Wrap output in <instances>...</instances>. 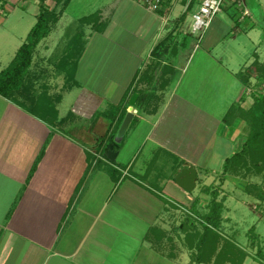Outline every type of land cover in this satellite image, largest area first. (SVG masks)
<instances>
[{"label": "crops", "instance_id": "1", "mask_svg": "<svg viewBox=\"0 0 264 264\" xmlns=\"http://www.w3.org/2000/svg\"><path fill=\"white\" fill-rule=\"evenodd\" d=\"M76 1V12L60 25ZM41 2L4 0L0 27L15 12L32 19L29 27L36 24ZM65 2L45 0L62 12L30 66L35 89L39 81L61 82L64 92H53L52 85L51 93L34 92L54 99L56 119L0 94V264H186L183 253L166 243L187 226L180 212L193 224L185 211L204 196L201 182L223 172L238 151L244 126L239 110L253 102L239 75L255 55L261 58V45L238 59L233 42L241 35L253 41L264 5L258 11L250 2L252 16L243 21L227 5L225 19H215L197 45L184 27L191 21L185 0L167 24L164 12L149 11L143 0ZM82 21V28L71 25ZM219 27L220 36L210 41ZM69 30L68 48L55 55ZM45 61L55 72L46 71ZM128 113L130 123L115 146L110 136L116 142ZM111 145L118 153L114 161L106 154ZM188 166L199 170L193 191L176 181Z\"/></svg>", "mask_w": 264, "mask_h": 264}, {"label": "rangeland", "instance_id": "2", "mask_svg": "<svg viewBox=\"0 0 264 264\" xmlns=\"http://www.w3.org/2000/svg\"><path fill=\"white\" fill-rule=\"evenodd\" d=\"M198 2L199 0H193L189 7L187 15L191 16V21L189 20L185 23V28L190 27L191 29L192 14L198 9ZM247 2L249 5L252 2L253 5L251 6L258 11L261 10L259 5H264V0H247ZM3 3L4 0H0V7H2ZM76 3L77 1L68 6V13L62 18L60 25L71 19L68 14L71 11L73 14L76 12ZM179 9L180 7L177 8V10ZM21 10L20 7L16 9V11ZM4 12L6 14L11 13L7 10ZM15 13L10 18L11 23L5 25L6 28L0 27V71L6 69L11 62L13 54H17V47H13V45L19 40V36H24L22 41L24 43L35 25L33 23L29 27L32 19L22 17L20 15L22 12L20 14ZM221 19H225L224 9L216 17L217 21ZM229 20L232 22L230 18ZM260 23H262V28L259 27L251 33L253 43L250 40H246L245 35H241L239 40L233 42L238 59H241L243 50L249 53L254 51L259 44L261 45V58L259 55H255L256 59L252 60L253 62L246 69V73L253 79L248 83L251 88L249 94L252 95L253 102L246 109L240 106V109L245 110L244 112L239 110L244 123L243 134L239 137L237 147V152L242 150L240 158L236 162H232L228 169L225 170L224 168L223 172L216 177L207 180L208 182L205 183L201 180V192L204 196L199 194L196 197L193 202V211H185L186 215L193 219V224L188 225L184 222L185 214L180 212L179 219H184L182 222L183 225L184 223L185 226L187 225L184 229L186 232L184 233V226H182V233H177L178 238L176 237L181 242L175 240L174 243H166L168 249L174 251L179 249L178 254H180L179 252L183 253V262L186 264H264V131L253 138V134L258 130L260 124L255 122L250 115L252 113L255 116H261V112L264 110L262 109L264 105L262 102L257 104L258 99L261 101L264 98V80L261 79V76L263 77L264 75L261 70L264 63V17L260 18ZM84 24L82 21L81 25L78 22L71 25L73 28H82V26H85ZM221 31L219 27L212 34L210 32V41L216 39L217 36L219 37ZM56 32L53 37H57L60 30H56ZM69 36L70 30L64 37V43H59L55 55L59 56L63 49L68 48ZM193 38H195V42L198 41L197 35L193 34ZM48 41H51V39ZM48 43L50 48L54 44ZM22 44H20V47ZM58 56L53 58L57 57L58 59ZM44 64V68L48 69L46 71L49 74L55 72L56 69L53 65H47V61ZM49 77L47 74L44 76V78ZM55 80L56 78L54 80L49 79L50 83L48 80L39 81L34 92L36 94H38V91L51 93V89H53V92H64V90L60 91L61 82ZM69 83L71 82L69 81ZM51 85L53 88H51ZM41 103L45 104L48 101L46 98L41 99ZM29 104V101L24 102V105ZM65 107L63 106L62 108ZM213 207H219L221 223L219 228H214L213 232L211 231L214 234L211 236L206 232V223L202 219H205L211 213ZM179 243H182V245Z\"/></svg>", "mask_w": 264, "mask_h": 264}, {"label": "trees", "instance_id": "3", "mask_svg": "<svg viewBox=\"0 0 264 264\" xmlns=\"http://www.w3.org/2000/svg\"><path fill=\"white\" fill-rule=\"evenodd\" d=\"M68 1L69 0H66V2L64 3V7L68 4ZM40 8L41 10L38 14L37 22L29 32L26 41L18 49L15 58L12 60L9 66L0 72V94L23 105L24 102L29 101L30 104L28 106L32 105L33 113H37L41 118L53 122L57 117V110L55 108L54 99L48 97L46 93H44V95L42 94L40 96L41 98L39 96V98L36 96V94L34 93L35 82L32 78L34 76L30 73V66L36 46L44 37H46L51 32V29L59 20L62 9H58L56 7L50 8L45 3V0H42ZM261 70L264 73V63ZM73 73L74 69L72 70V68L67 71L68 79L71 82L69 84V87H71L72 82L74 81ZM239 76L243 78L244 83H249L250 76L247 73L244 75V77L242 74H240ZM261 79H264V75L263 77L261 76ZM45 98L47 99L48 103H41V99ZM37 100L40 102L39 109H41L42 114L41 112H39V109L37 110ZM260 102L264 104V98L261 101L260 99H258L257 104H260ZM262 109H264V105ZM242 111L244 112L245 110ZM261 113V116H255V114L253 115L252 113H250L255 122H258V124H260L258 130L253 134V138L254 136L257 137L260 132L264 131V110ZM60 122H62V119L60 120ZM110 141L115 146H119L111 136ZM241 152L242 150L236 152L231 157L226 159L224 165L225 170L229 168L232 162H236L240 158ZM103 154L104 156L106 155L104 152ZM202 221L206 223V232H208L209 235L213 236V229L217 227L219 228L221 223L219 207H213L211 213L206 216L205 219H202Z\"/></svg>", "mask_w": 264, "mask_h": 264}, {"label": "built area", "instance_id": "4", "mask_svg": "<svg viewBox=\"0 0 264 264\" xmlns=\"http://www.w3.org/2000/svg\"><path fill=\"white\" fill-rule=\"evenodd\" d=\"M178 1L183 0H144V5L149 11L164 13L161 15L165 24L170 20V15ZM185 10L188 11L193 0H185ZM227 5H232L238 11V20L243 21L252 16V11L247 0H199L198 9L192 14L191 33L197 35V45L204 38L217 15Z\"/></svg>", "mask_w": 264, "mask_h": 264}, {"label": "water", "instance_id": "5", "mask_svg": "<svg viewBox=\"0 0 264 264\" xmlns=\"http://www.w3.org/2000/svg\"><path fill=\"white\" fill-rule=\"evenodd\" d=\"M138 97L137 93H134L130 99V104L134 105L136 99ZM132 114L128 113L126 116L124 123L122 124L118 135L116 143L120 141V138L124 135L125 131L127 130V127L130 123ZM106 154L108 158L112 161H114L117 157V151L114 150V145H111L107 151ZM199 170L195 166H188L181 169V171L176 176L177 183L184 188L187 191H193L196 188L197 185V178H198Z\"/></svg>", "mask_w": 264, "mask_h": 264}]
</instances>
